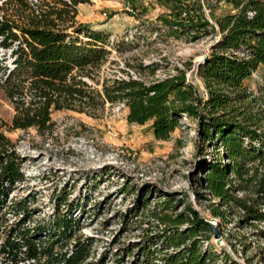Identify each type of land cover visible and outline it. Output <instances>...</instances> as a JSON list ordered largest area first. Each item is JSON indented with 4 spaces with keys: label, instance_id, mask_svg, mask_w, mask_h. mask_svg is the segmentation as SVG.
Listing matches in <instances>:
<instances>
[{
    "label": "trees",
    "instance_id": "obj_1",
    "mask_svg": "<svg viewBox=\"0 0 264 264\" xmlns=\"http://www.w3.org/2000/svg\"><path fill=\"white\" fill-rule=\"evenodd\" d=\"M86 1L4 0L0 6V47L13 57L12 68L0 83L16 111L9 130L51 132L54 111L95 115L107 102H123L130 123H150L157 139L168 140L185 115L199 122L202 145L216 152L203 178L205 188L219 200L213 215L222 223L226 210L237 207L245 221L264 222V87L255 92L245 84L264 66V0H220L236 11L217 19L221 39L198 68L206 96L181 68L151 82L133 75L101 78L111 54L109 37L77 22L78 5ZM5 125L0 122V256L8 264H86L93 237H83L76 218L61 212V202L56 204L48 241L41 237L47 231L44 227L38 228V237L26 227L30 219L26 207H18L20 218L3 227V208L24 179L25 161ZM238 191L247 195L239 196ZM175 208L167 199L150 216L165 225L152 242L159 239L164 247L175 249L165 264H216L213 248L204 245L212 238L211 224L192 206L183 212ZM142 250L146 261L155 257V249ZM229 257L225 264H239Z\"/></svg>",
    "mask_w": 264,
    "mask_h": 264
},
{
    "label": "rangeland",
    "instance_id": "obj_2",
    "mask_svg": "<svg viewBox=\"0 0 264 264\" xmlns=\"http://www.w3.org/2000/svg\"><path fill=\"white\" fill-rule=\"evenodd\" d=\"M235 11L220 0H88L78 5L76 19L109 37L111 54L101 78L133 75L151 82L181 68L206 96L198 68L221 39L217 19ZM203 22L209 24L199 26ZM9 53L4 55L0 47V83L13 66ZM245 84L255 92L264 87V66ZM15 112L0 85V122L25 159L24 179L3 208V227L20 218L18 207H26L30 214L26 227L35 237L44 227L47 231L41 237L48 241L56 204L61 202V212L76 218L83 237H93L86 264H165L175 249L164 247L159 239L152 242L165 225L150 216L171 199L177 212L192 206L211 225L217 221L214 226L221 237L215 238L212 230L211 240L204 243L213 248L216 264H225L228 254L239 264H264V222L245 221L237 207L226 210L222 223L212 213L219 200L205 188L203 178L206 164L217 156L202 145L197 120L182 116L170 138L159 140L150 123L128 121L129 109L123 102H107L95 115L54 111V129L46 133L35 128L9 130ZM237 194L243 197L247 192ZM147 246L155 249L151 261L143 254ZM0 264H8L4 255Z\"/></svg>",
    "mask_w": 264,
    "mask_h": 264
},
{
    "label": "water",
    "instance_id": "obj_3",
    "mask_svg": "<svg viewBox=\"0 0 264 264\" xmlns=\"http://www.w3.org/2000/svg\"><path fill=\"white\" fill-rule=\"evenodd\" d=\"M208 59H209V57L207 56V57L204 59V62H207ZM211 228H212V230H213V232H214V236H215V238H217V239L220 238V237H221V233H220L219 228L216 227V226H214V225H211Z\"/></svg>",
    "mask_w": 264,
    "mask_h": 264
},
{
    "label": "built area",
    "instance_id": "obj_4",
    "mask_svg": "<svg viewBox=\"0 0 264 264\" xmlns=\"http://www.w3.org/2000/svg\"><path fill=\"white\" fill-rule=\"evenodd\" d=\"M212 224L213 225H217V221H212Z\"/></svg>",
    "mask_w": 264,
    "mask_h": 264
}]
</instances>
